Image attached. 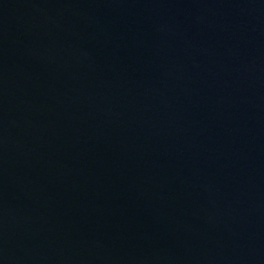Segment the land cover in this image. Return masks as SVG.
I'll list each match as a JSON object with an SVG mask.
<instances>
[{
	"label": "water",
	"instance_id": "water-1",
	"mask_svg": "<svg viewBox=\"0 0 264 264\" xmlns=\"http://www.w3.org/2000/svg\"><path fill=\"white\" fill-rule=\"evenodd\" d=\"M0 264H264V0H0Z\"/></svg>",
	"mask_w": 264,
	"mask_h": 264
}]
</instances>
